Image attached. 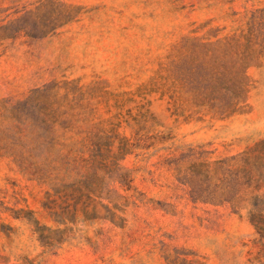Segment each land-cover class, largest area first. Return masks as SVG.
Masks as SVG:
<instances>
[{
  "label": "rangeland",
  "instance_id": "rangeland-1",
  "mask_svg": "<svg viewBox=\"0 0 264 264\" xmlns=\"http://www.w3.org/2000/svg\"><path fill=\"white\" fill-rule=\"evenodd\" d=\"M0 264H264V0H0Z\"/></svg>",
  "mask_w": 264,
  "mask_h": 264
}]
</instances>
